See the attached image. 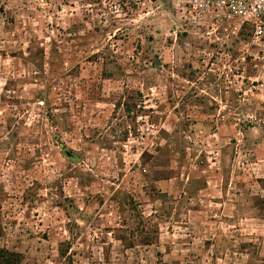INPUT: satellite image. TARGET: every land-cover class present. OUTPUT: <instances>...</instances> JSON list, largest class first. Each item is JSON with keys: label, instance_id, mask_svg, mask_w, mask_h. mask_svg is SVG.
<instances>
[{"label": "rangeland", "instance_id": "374dc122", "mask_svg": "<svg viewBox=\"0 0 264 264\" xmlns=\"http://www.w3.org/2000/svg\"><path fill=\"white\" fill-rule=\"evenodd\" d=\"M176 2L0 0L18 264H264V52Z\"/></svg>", "mask_w": 264, "mask_h": 264}, {"label": "built area", "instance_id": "2783aa9c", "mask_svg": "<svg viewBox=\"0 0 264 264\" xmlns=\"http://www.w3.org/2000/svg\"><path fill=\"white\" fill-rule=\"evenodd\" d=\"M175 10L188 30L237 35L245 29L264 52V0H177Z\"/></svg>", "mask_w": 264, "mask_h": 264}, {"label": "trees", "instance_id": "16d2710c", "mask_svg": "<svg viewBox=\"0 0 264 264\" xmlns=\"http://www.w3.org/2000/svg\"><path fill=\"white\" fill-rule=\"evenodd\" d=\"M19 255L0 250V264H18Z\"/></svg>", "mask_w": 264, "mask_h": 264}]
</instances>
